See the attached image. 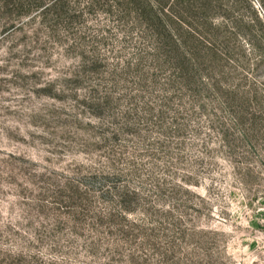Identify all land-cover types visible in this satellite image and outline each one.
Wrapping results in <instances>:
<instances>
[{"label":"rangeland","instance_id":"1","mask_svg":"<svg viewBox=\"0 0 264 264\" xmlns=\"http://www.w3.org/2000/svg\"><path fill=\"white\" fill-rule=\"evenodd\" d=\"M72 1L0 30V264H264V0Z\"/></svg>","mask_w":264,"mask_h":264},{"label":"trees","instance_id":"2","mask_svg":"<svg viewBox=\"0 0 264 264\" xmlns=\"http://www.w3.org/2000/svg\"><path fill=\"white\" fill-rule=\"evenodd\" d=\"M0 17V30L6 33L75 35L83 24L80 5L72 0H0Z\"/></svg>","mask_w":264,"mask_h":264}]
</instances>
